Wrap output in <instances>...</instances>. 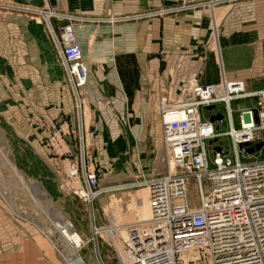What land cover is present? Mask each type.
<instances>
[{
  "label": "crops",
  "instance_id": "1",
  "mask_svg": "<svg viewBox=\"0 0 264 264\" xmlns=\"http://www.w3.org/2000/svg\"><path fill=\"white\" fill-rule=\"evenodd\" d=\"M39 1L43 8L50 2ZM194 1L213 5L147 19V14L178 7L180 1L57 0L58 20L52 27L59 35L61 26L68 24L65 21L73 20L78 43L87 57L89 78L83 92L88 123L103 128L95 136L96 142L110 144L108 149L114 150V144L121 150L135 145L140 151L149 139L148 128L159 124L163 142L160 100L166 90H172L176 98L182 88L215 84L223 76L244 81L249 92L264 90V0ZM22 10L44 13L46 20V13L53 14ZM47 22L50 25V19ZM37 26L40 29L32 32L28 52L32 49V60L41 64L40 85H35V73L29 69L25 92L42 95V108L38 109L37 123L34 115L28 120L27 131L34 136L35 129L42 127L48 136L55 121L69 118L70 125H75L76 94L68 83L53 35L43 24ZM122 48H128L129 54H123ZM15 79L13 76L10 84L16 85ZM31 109L35 112L34 106ZM157 136L158 132L150 134L153 147H158ZM146 148L142 150L145 153ZM46 151L49 155V148ZM151 164L137 182L152 174L161 176L160 158ZM169 165L173 170L174 165ZM134 174L141 175L140 170ZM145 199L140 210L143 218L148 213L146 194Z\"/></svg>",
  "mask_w": 264,
  "mask_h": 264
},
{
  "label": "rangeland",
  "instance_id": "2",
  "mask_svg": "<svg viewBox=\"0 0 264 264\" xmlns=\"http://www.w3.org/2000/svg\"><path fill=\"white\" fill-rule=\"evenodd\" d=\"M179 1L178 7L161 11L180 9L183 2ZM39 3V0H0V264H69L63 252L73 258L75 254L72 253L75 252L86 264H122L119 242L111 230L120 227V239L127 238L128 226L148 218V213L145 218L140 213L146 200L145 190L137 186L141 183L137 181L144 177L143 170L150 169L153 160L160 158L161 176L174 171L169 167L171 160L163 146L160 124L158 128H148L149 139L141 144L140 151L135 145L121 150L118 144H114L115 150L108 149L110 144L95 141V136L103 128L89 126L83 87L80 102L78 98L75 101L74 126L66 118L61 123L55 121L48 136H45L47 130L43 131L42 127L35 129L34 136L28 133V120L34 115L37 123V117L41 114L38 109L42 108V95H27L25 92L29 69H32L33 75L35 73L32 79L35 85H40L41 78V64L32 60V49L28 52V46L32 43V32L40 29L38 24H43L51 36L47 20L50 19V23L58 20L57 0L46 2L45 8L40 7ZM187 3L205 2L189 0ZM22 9L56 15L51 17L46 13V20L44 13ZM194 10L184 9L144 18L177 16ZM65 22L70 25L74 23L73 20ZM122 49L123 54H129L128 48ZM183 57L184 53L181 54ZM86 59L83 52V61L88 68ZM13 76L17 78L14 80L16 85L10 84ZM249 102L256 105L255 99ZM237 105L234 103L233 107ZM213 112L226 114L223 104H218ZM204 114L206 117L210 115L207 111ZM234 123L237 129L240 128L237 111ZM219 126L220 131L229 127L226 119ZM152 131L160 135L157 136L158 147L152 146ZM218 144L233 151L228 137L220 138ZM48 148L49 155L46 151ZM144 148L146 153L142 151ZM73 165L79 169L78 180L70 177L69 171ZM84 169L96 174L93 190L103 189L102 194L92 202L80 194L83 188L86 189ZM138 169L141 173L139 176L134 174ZM154 176L152 174L150 178ZM189 198L197 204L194 182L190 184ZM58 223L71 225L69 233L75 231L81 237L79 249L73 248L65 240L63 231L56 226Z\"/></svg>",
  "mask_w": 264,
  "mask_h": 264
},
{
  "label": "built area",
  "instance_id": "3",
  "mask_svg": "<svg viewBox=\"0 0 264 264\" xmlns=\"http://www.w3.org/2000/svg\"><path fill=\"white\" fill-rule=\"evenodd\" d=\"M188 1L182 0L180 9L146 16L213 5ZM49 27L68 82L80 102L89 72L75 31L67 24L57 35L51 23ZM253 99L256 105L249 102ZM234 103L238 104L236 108ZM218 104L224 105L225 116L213 112ZM209 107L214 109L207 110ZM204 111L210 113L209 117ZM236 111L240 116L238 129L234 123ZM160 113L163 146L175 168L137 185L145 190L149 219L128 226L127 238L120 239V227L111 230L119 242L121 263L264 264V90L249 92L244 81L223 76L215 84L182 88L178 98L173 97L172 90H166L161 95ZM219 114L223 120L212 122V117ZM225 119L229 127L220 131ZM222 137L231 140L233 151L218 144ZM257 145L261 148L248 155L247 150ZM84 171L86 189L80 194L92 202L103 189L93 190L96 174ZM69 173L78 180L76 165ZM191 182L197 190V204L189 198Z\"/></svg>",
  "mask_w": 264,
  "mask_h": 264
},
{
  "label": "bare ground",
  "instance_id": "4",
  "mask_svg": "<svg viewBox=\"0 0 264 264\" xmlns=\"http://www.w3.org/2000/svg\"><path fill=\"white\" fill-rule=\"evenodd\" d=\"M171 163L173 164V162H171ZM85 193L89 194L88 192H85ZM147 208H148V214H149V216H148L147 219H149L150 218V208L148 206V202H147ZM56 226L63 231V236H64L65 240L68 241V243L71 244L73 246V248L79 249L81 247V244H82L81 237L75 231L72 232V233H69V229L72 227L71 225H69L67 223H63V224H59L58 223ZM49 235L50 234H48V236ZM56 245H57V243H56ZM56 248H58V247H56ZM63 254L65 255V258H66L67 262H69V264H70L73 256H70L69 254H66L64 252H63ZM72 254L73 255L75 254L74 257L76 256V253L75 252H73Z\"/></svg>",
  "mask_w": 264,
  "mask_h": 264
},
{
  "label": "water",
  "instance_id": "5",
  "mask_svg": "<svg viewBox=\"0 0 264 264\" xmlns=\"http://www.w3.org/2000/svg\"><path fill=\"white\" fill-rule=\"evenodd\" d=\"M214 107H209L207 108V110H213ZM223 120V116L221 114L219 115H216V116H213L211 121L212 122H216V121H222ZM212 144V142L210 143ZM261 148V145H257L256 148H252L250 150H247V154L248 155H251L255 150H259ZM216 151L220 152L221 151V148H216ZM70 264H86L83 260V258L79 255H76L70 262Z\"/></svg>",
  "mask_w": 264,
  "mask_h": 264
}]
</instances>
